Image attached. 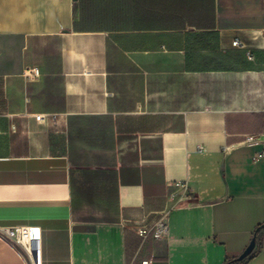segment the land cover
Listing matches in <instances>:
<instances>
[{"label": "crops", "instance_id": "1", "mask_svg": "<svg viewBox=\"0 0 264 264\" xmlns=\"http://www.w3.org/2000/svg\"><path fill=\"white\" fill-rule=\"evenodd\" d=\"M262 152L264 0H0V264H264Z\"/></svg>", "mask_w": 264, "mask_h": 264}, {"label": "built area", "instance_id": "2", "mask_svg": "<svg viewBox=\"0 0 264 264\" xmlns=\"http://www.w3.org/2000/svg\"><path fill=\"white\" fill-rule=\"evenodd\" d=\"M233 46L243 47V44L237 39L233 42ZM27 74L30 79H36L40 76V72L37 69L29 70ZM36 120L38 122H43L45 118L40 115L36 117ZM245 142L249 145H256L258 143V136L248 135L246 136ZM262 157H264V152L258 154L255 160ZM181 187L182 189H186L185 185H181ZM187 198H189V194H187ZM137 232L144 243L150 239L161 240L165 238L169 233V213L166 211L160 213L154 220L138 228ZM6 234L8 238L25 250L29 264H42L40 246L41 235L39 229L14 228L7 230ZM141 264H153V260L151 258L144 259L141 261Z\"/></svg>", "mask_w": 264, "mask_h": 264}, {"label": "water", "instance_id": "3", "mask_svg": "<svg viewBox=\"0 0 264 264\" xmlns=\"http://www.w3.org/2000/svg\"><path fill=\"white\" fill-rule=\"evenodd\" d=\"M81 229H85V228H81ZM256 246V236L253 238V240L251 241L250 245L248 246V248L246 249V251L238 258L237 261L241 262L243 260H245L247 257H249L252 252L254 251Z\"/></svg>", "mask_w": 264, "mask_h": 264}]
</instances>
